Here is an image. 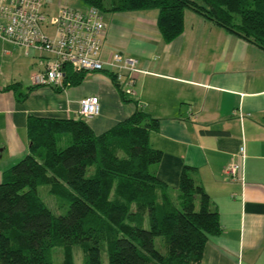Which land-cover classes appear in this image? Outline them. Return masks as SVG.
<instances>
[{
  "label": "crops",
  "instance_id": "1",
  "mask_svg": "<svg viewBox=\"0 0 264 264\" xmlns=\"http://www.w3.org/2000/svg\"><path fill=\"white\" fill-rule=\"evenodd\" d=\"M65 6L44 0L42 12L50 17ZM156 16L154 9L103 13L101 57L119 52L138 70L131 102L120 100L104 72L60 91L36 86L31 77L50 56L0 38V178L27 153L28 116L80 119L100 134L140 108L157 122L148 144L161 158L150 172L173 196L181 168H192L217 212L220 233L207 238L198 264H264V52L189 9L182 32L164 43ZM84 97L98 99L89 120L78 115ZM240 145L242 184L223 175Z\"/></svg>",
  "mask_w": 264,
  "mask_h": 264
},
{
  "label": "trees",
  "instance_id": "2",
  "mask_svg": "<svg viewBox=\"0 0 264 264\" xmlns=\"http://www.w3.org/2000/svg\"><path fill=\"white\" fill-rule=\"evenodd\" d=\"M81 1L102 14L156 10L164 43L182 32L189 9L264 52V0ZM103 72L120 100L131 102L115 75ZM85 74L65 68L62 89ZM25 129L27 153L1 172L0 264H52L56 248L61 264H72L75 246L82 264H198L207 238L220 233L217 212L190 176L192 168H181L173 196L150 172L161 158L148 144L157 122L140 108L100 134L80 119L28 116ZM40 186L64 214L51 213L37 195Z\"/></svg>",
  "mask_w": 264,
  "mask_h": 264
},
{
  "label": "built area",
  "instance_id": "3",
  "mask_svg": "<svg viewBox=\"0 0 264 264\" xmlns=\"http://www.w3.org/2000/svg\"><path fill=\"white\" fill-rule=\"evenodd\" d=\"M43 4L44 0H3L0 4V38L26 50L50 56L42 64V69L33 73L32 83L62 89L65 68L84 73L108 71L115 75L119 86L124 84L120 88L129 95L133 74L138 70L134 59L126 58L119 52L101 57L105 33L103 14L91 6L83 10L63 7L48 17L42 12ZM42 26L50 27L53 35L43 33ZM98 111L96 97L79 100L80 118L92 119ZM243 161L244 149L240 145L233 161L223 170L224 178L242 184Z\"/></svg>",
  "mask_w": 264,
  "mask_h": 264
},
{
  "label": "rangeland",
  "instance_id": "4",
  "mask_svg": "<svg viewBox=\"0 0 264 264\" xmlns=\"http://www.w3.org/2000/svg\"><path fill=\"white\" fill-rule=\"evenodd\" d=\"M62 4H66L65 7L69 9H75V10H83L87 6L81 1V0H61ZM42 31L48 36H51V30L49 27L46 28V31L43 29ZM36 70L34 71V73ZM37 195L40 198V200L45 204V206L51 211L53 215H61L64 214V210L61 208L60 202H58L57 199H55L53 196L49 195L47 193L46 187L40 186L37 188ZM65 208V207H64ZM161 237L154 238V248L159 250L161 249ZM162 250V249H161ZM72 255V264H82V253L80 251L79 247H72L71 250ZM101 260L106 261L105 254L102 252V255H100ZM62 263V250L61 248H56L52 250V264H61Z\"/></svg>",
  "mask_w": 264,
  "mask_h": 264
}]
</instances>
